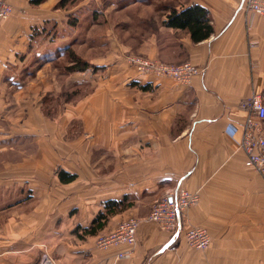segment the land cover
Wrapping results in <instances>:
<instances>
[{
    "label": "crops",
    "instance_id": "obj_1",
    "mask_svg": "<svg viewBox=\"0 0 264 264\" xmlns=\"http://www.w3.org/2000/svg\"><path fill=\"white\" fill-rule=\"evenodd\" d=\"M6 1L12 13L0 20V264H264V175L245 167L238 143L246 100L258 92L264 105V18L246 11L243 0ZM99 26L101 37H93ZM67 47L107 54L101 66L85 60L96 70L76 74L92 75L93 85L70 106L75 125L70 155L62 157L61 127L52 126L48 141L38 123L30 132V124L13 119L23 113L14 101L41 93L10 88L26 81L22 72L35 54ZM131 55L189 62L203 72L188 83L139 75L127 63ZM43 65L36 76L42 82ZM58 170L75 180L60 183ZM177 186L198 201L171 235L146 217ZM23 190L27 198L15 199ZM109 201L122 205L103 230L78 239L73 230L88 227ZM128 218L140 222L133 247L95 246L98 235ZM185 226L204 229L209 247L190 248Z\"/></svg>",
    "mask_w": 264,
    "mask_h": 264
},
{
    "label": "built area",
    "instance_id": "obj_2",
    "mask_svg": "<svg viewBox=\"0 0 264 264\" xmlns=\"http://www.w3.org/2000/svg\"><path fill=\"white\" fill-rule=\"evenodd\" d=\"M243 7L246 11L264 18V2L261 0H243ZM12 13L11 6L6 0H0V20L7 19ZM127 63L139 75H154L172 78L181 83H188L189 80L199 75L203 70L194 68L189 62L176 65L152 61L141 56H128ZM245 116L240 123L239 149L245 156V167L264 175V132L262 122L264 120V105L261 94L253 92L246 100ZM198 196L190 193L180 186L165 193L157 199L146 217L158 228L171 235L178 234L183 226L182 215L186 209L195 205ZM140 222L134 218H128L119 222L110 232L98 235L95 246L99 249H107L113 246L124 245L133 247L136 243V233ZM183 236L192 249L198 251L206 250L210 245V237L207 232L198 227H184ZM126 251L116 255L118 259L127 257ZM48 261H41L40 264H47Z\"/></svg>",
    "mask_w": 264,
    "mask_h": 264
},
{
    "label": "rangeland",
    "instance_id": "obj_3",
    "mask_svg": "<svg viewBox=\"0 0 264 264\" xmlns=\"http://www.w3.org/2000/svg\"><path fill=\"white\" fill-rule=\"evenodd\" d=\"M70 20H72V18ZM100 27L102 26H99L96 29L94 28L93 37H101L103 31ZM66 31H63V33H66ZM70 53H74L84 61L95 60V62L100 66L103 62L101 57L107 54L101 49L93 52H72L69 47H67L66 50L62 49L61 51H56L54 53L47 52L40 56L35 54L32 57L33 59L29 61L28 66L22 72V74H24L23 79L27 82L24 81V83H16L10 88L11 90H17L21 87H26V89L30 92L41 93V96L35 99H18L17 101H14L15 106L18 105L20 110L22 108L24 114L19 111L13 115V119L15 121L18 120V123L21 126H29L30 124V132L34 131L33 127H35L38 123L39 128L46 129V140L48 141H50V139H48L47 135L53 134L52 131H50L52 126L58 125L61 127L62 132L59 139L61 141V148L63 152L62 157H64V154H66V157H69L70 155L69 151L71 149L69 146V139H71L72 136L73 123L75 125V122L70 120V106L76 102L77 98H80L89 92L93 85L92 75L90 76L88 74V76L86 74H80L77 78H75L78 72H69L67 70V67L70 66ZM110 54L111 53H109V55ZM43 64L46 67L41 68L43 76L45 77L43 78L44 83L42 82V79H36V76L38 75L37 68ZM26 111H29L28 122L25 121L27 120ZM26 135L29 136V134ZM30 137L33 136L30 135ZM20 140L21 139H16L15 143L16 141L21 142ZM22 142L28 144L31 142V139H23ZM28 147V150L32 152L33 146L30 144ZM49 187H52V184H50ZM27 194V190H23V196L18 194L15 199L18 200L21 197L27 198ZM44 260L49 262L47 264H51L49 259L45 258Z\"/></svg>",
    "mask_w": 264,
    "mask_h": 264
},
{
    "label": "trees",
    "instance_id": "obj_4",
    "mask_svg": "<svg viewBox=\"0 0 264 264\" xmlns=\"http://www.w3.org/2000/svg\"><path fill=\"white\" fill-rule=\"evenodd\" d=\"M46 0H29V3L32 5H39ZM75 0H60L59 5L64 7L68 4H72ZM204 38H207L212 30L211 27L204 26ZM194 36V35H193ZM196 38V37H195ZM91 68V70H96V67H91L86 61L82 60L80 57L75 55L74 53H70V66L67 67V70L70 72H84L87 69ZM57 177L60 183L69 184L74 181L76 175L70 174L63 170L57 171ZM120 202L109 201L106 202L104 207V212H99L96 214L95 218L91 221L88 227H80L77 226L73 231L77 235L78 239H85L87 237H92L97 235L100 231L103 230L105 224L108 221V216L118 211L121 207Z\"/></svg>",
    "mask_w": 264,
    "mask_h": 264
}]
</instances>
